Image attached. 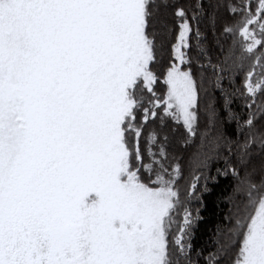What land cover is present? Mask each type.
<instances>
[{
    "label": "snow or ice",
    "instance_id": "1",
    "mask_svg": "<svg viewBox=\"0 0 264 264\" xmlns=\"http://www.w3.org/2000/svg\"><path fill=\"white\" fill-rule=\"evenodd\" d=\"M0 264H264V0H0Z\"/></svg>",
    "mask_w": 264,
    "mask_h": 264
},
{
    "label": "trees",
    "instance_id": "2",
    "mask_svg": "<svg viewBox=\"0 0 264 264\" xmlns=\"http://www.w3.org/2000/svg\"><path fill=\"white\" fill-rule=\"evenodd\" d=\"M227 181H222L221 184H213L210 182L209 186L213 188L210 194H205L203 199L205 207L201 210L202 220L199 223V227L196 230V237L193 243L197 246L203 245L205 243H211L212 230L217 222L218 216L220 214L221 208L224 205L217 207V193L223 184ZM193 207H198V205H193Z\"/></svg>",
    "mask_w": 264,
    "mask_h": 264
}]
</instances>
